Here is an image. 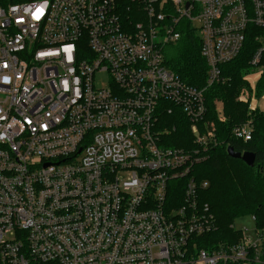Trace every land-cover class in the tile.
<instances>
[{"label": "built area", "instance_id": "1", "mask_svg": "<svg viewBox=\"0 0 264 264\" xmlns=\"http://www.w3.org/2000/svg\"><path fill=\"white\" fill-rule=\"evenodd\" d=\"M1 1L0 264H264V227L252 215L253 235L233 224L217 235L209 181L194 174L218 144L205 92L264 30V0ZM188 29L204 88L168 66ZM254 39L263 75L264 32ZM257 88L238 96L248 118L232 131L244 143L264 111ZM176 113L190 148L166 145Z\"/></svg>", "mask_w": 264, "mask_h": 264}, {"label": "trees", "instance_id": "2", "mask_svg": "<svg viewBox=\"0 0 264 264\" xmlns=\"http://www.w3.org/2000/svg\"><path fill=\"white\" fill-rule=\"evenodd\" d=\"M254 30L246 38L243 51L231 62L221 66V74L226 81L208 87L205 92L209 109L207 117L216 122L218 144L208 152L205 161L195 166L194 174L201 181H209L202 197L211 204L218 217L217 235L220 237L231 232L230 227L236 218L244 215H254L256 224L264 227V111L253 112L255 133L247 143L237 139L232 131L234 126L248 118L249 104L240 101L238 96L242 88L248 85L246 74L252 70L251 57L258 47L254 35L264 32L261 29ZM167 60L168 66L187 84L198 88L206 86L208 64L201 55L200 39L195 32L188 29L178 45L167 52ZM257 87L260 96L264 92V71ZM218 100L223 102L225 120L218 116ZM165 118L171 127H176L169 134L173 140L169 142L168 138L166 145L190 148L193 145V134L188 120L178 113ZM230 146L236 151L255 153V164L248 166L242 159L231 158L228 154Z\"/></svg>", "mask_w": 264, "mask_h": 264}, {"label": "rangeland", "instance_id": "3", "mask_svg": "<svg viewBox=\"0 0 264 264\" xmlns=\"http://www.w3.org/2000/svg\"><path fill=\"white\" fill-rule=\"evenodd\" d=\"M172 48L170 47V50ZM95 77H96V81H95L96 85L99 88H102L103 86H107L110 83V77H109V74L106 70L98 72ZM261 77H262V73H260L257 68L252 69L250 74H248V76L246 78L248 85H252L253 87H256L257 84L259 83V81L261 80ZM259 101H255L257 104V107H259L261 110H264V95L261 97V99ZM171 140H173V139H171V137H170L169 142H171ZM233 226L237 230L245 228L249 231L250 235L251 234L253 235L254 234V228H255L256 224H255V220H254L252 214H250V215H244L241 217H237L235 222L233 223ZM228 234L229 233H226V235H228Z\"/></svg>", "mask_w": 264, "mask_h": 264}, {"label": "water", "instance_id": "4", "mask_svg": "<svg viewBox=\"0 0 264 264\" xmlns=\"http://www.w3.org/2000/svg\"><path fill=\"white\" fill-rule=\"evenodd\" d=\"M228 154L231 158L242 159L248 166H253L256 162V154L252 151H236L232 146L228 147Z\"/></svg>", "mask_w": 264, "mask_h": 264}]
</instances>
